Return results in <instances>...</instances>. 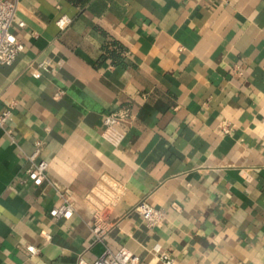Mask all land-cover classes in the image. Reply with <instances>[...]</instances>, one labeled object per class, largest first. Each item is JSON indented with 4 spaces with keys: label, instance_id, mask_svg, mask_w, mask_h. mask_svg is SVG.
Listing matches in <instances>:
<instances>
[{
    "label": "crops",
    "instance_id": "0c3cea01",
    "mask_svg": "<svg viewBox=\"0 0 264 264\" xmlns=\"http://www.w3.org/2000/svg\"><path fill=\"white\" fill-rule=\"evenodd\" d=\"M62 14L72 22L61 31ZM20 19L23 49L0 64V112L12 105L0 127V264H76L106 245L139 264H161L156 246L171 264H264V0H19ZM126 108L113 145L105 116ZM37 147L40 185L27 174ZM105 176L121 191L100 243ZM61 194L69 219L50 213ZM143 200L164 210L161 223L134 210Z\"/></svg>",
    "mask_w": 264,
    "mask_h": 264
},
{
    "label": "built area",
    "instance_id": "2783aa9c",
    "mask_svg": "<svg viewBox=\"0 0 264 264\" xmlns=\"http://www.w3.org/2000/svg\"><path fill=\"white\" fill-rule=\"evenodd\" d=\"M19 0H0V64H12L23 49V45L17 36V29L25 26L24 20H17ZM72 22V18L67 14H62L56 20L59 29L65 30ZM49 62L43 61L40 66L44 69H49ZM238 74L242 71L236 67L234 69ZM61 91L57 93V96ZM12 105H7L0 112V127H5L11 116ZM133 116L131 110L126 108L119 111H113L105 116V128L103 130V137L113 145H119L125 138L128 131V120ZM264 122V115H263ZM225 131L229 130L227 125H224ZM7 133L12 136V130L7 129ZM39 147L30 155L31 165L27 171L29 179L34 184L40 185L46 179H49L47 162L45 160H36L39 154ZM99 191L95 193L96 200L99 199V207L95 211V224L92 227L95 242H108L109 227L104 223V218L101 215L113 198L117 197L121 191L120 184L109 176H105L99 186ZM63 201L50 210L54 217L70 218L73 214V207L71 203L65 199L64 194H61ZM96 202V201H95ZM98 203V202H97ZM134 210L138 212L141 217L148 223L149 226L158 225L161 223L165 212L162 208H156L147 201H140ZM46 240L51 239V235L47 231H42ZM156 252L159 253L161 264H171V255L161 249L159 246L155 247ZM27 251L31 254H37L39 248L35 245H28ZM141 256L136 254L124 246L113 248L106 245L102 253L93 260H88L82 253H79L76 264H139Z\"/></svg>",
    "mask_w": 264,
    "mask_h": 264
},
{
    "label": "trees",
    "instance_id": "16d2710c",
    "mask_svg": "<svg viewBox=\"0 0 264 264\" xmlns=\"http://www.w3.org/2000/svg\"><path fill=\"white\" fill-rule=\"evenodd\" d=\"M106 52H107V56H112L113 54H114V52H112L111 50H109V49H106ZM112 57H114V56H112Z\"/></svg>",
    "mask_w": 264,
    "mask_h": 264
}]
</instances>
